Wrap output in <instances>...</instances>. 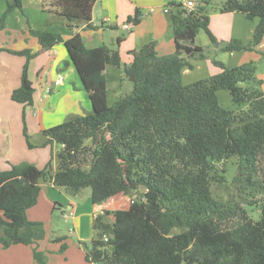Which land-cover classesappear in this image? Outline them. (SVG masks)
<instances>
[{"label":"trees","instance_id":"obj_1","mask_svg":"<svg viewBox=\"0 0 264 264\" xmlns=\"http://www.w3.org/2000/svg\"><path fill=\"white\" fill-rule=\"evenodd\" d=\"M96 1L43 0L42 8L92 28ZM204 3L208 0H198L194 12L185 14L181 2H168L166 15L175 50L158 55L152 40L130 51L132 59L123 73L132 88L112 102L104 70L107 64L121 67L117 48L87 47L79 33L65 39L58 32L29 28L43 50L64 44L91 109L42 130L44 144L61 145L55 169L51 161L43 168L21 162L0 169L4 248L44 238L43 222L29 220L26 210L36 204L40 182L46 180L73 193L90 187L93 203L135 194L126 209L113 211L111 223L100 214L95 216L93 227L100 233L85 248L89 262L264 264V92L256 65L248 61L229 67L212 59L219 72L189 84L181 82L188 58L202 55V47L194 44L200 30L222 51L254 49L264 37V0H225L219 7L220 12L236 11L258 19L248 44L238 39L219 42L209 30ZM14 9H21V0H6L0 30ZM130 19L139 22L138 8ZM1 51L25 57L20 85L10 97L31 105L34 87L27 70L37 52L0 47ZM219 88L230 93L233 108L219 104ZM231 158L236 167L228 180L227 168L219 164ZM216 185L230 186L235 195L223 199L214 193ZM246 206H256L258 219L248 214ZM103 235L108 239L103 240ZM65 248L62 243L60 251ZM32 255L36 264H46L44 251L34 247Z\"/></svg>","mask_w":264,"mask_h":264},{"label":"crops","instance_id":"obj_2","mask_svg":"<svg viewBox=\"0 0 264 264\" xmlns=\"http://www.w3.org/2000/svg\"><path fill=\"white\" fill-rule=\"evenodd\" d=\"M169 1L171 0L163 4V1L159 0H97L92 9V28L86 27L84 22H68L59 13L43 10V0H21L20 10L14 9L7 13L5 26L0 30V47L11 50L29 48L33 52H37V55L31 59L28 65L27 74L34 87V94L33 103L29 105L31 109H26L29 106L25 108L23 104L15 102L10 97L12 90L20 85L25 57L8 51L0 52V169H9L12 163L25 160L37 167H39L38 164H42L39 167L42 168L46 162V150H43L37 159H34L35 161L26 159L28 157L25 153L28 149L22 139L23 110L27 129L32 126L36 132H40L57 122L60 123L71 114H84L91 109L87 92L74 66L68 62L70 60L64 44L62 42L55 43L51 48L43 50L37 38L29 33V28L58 32L65 39L79 33L85 46L116 47L121 58L122 54L126 52V62L129 63L132 59L130 51L138 49L152 40L156 43L158 55L170 54L175 50L167 12L163 11ZM186 1L180 2L184 4ZM98 2L101 4L99 12L96 9ZM5 8L6 0H0V16ZM135 8L140 11V20L130 30H126L122 24L128 16L134 14ZM257 21L258 19H250L241 12L212 11L209 13L208 27L219 42L238 39L243 44H248ZM202 31L206 34L204 30ZM122 32H127L129 35L123 34L124 36L121 37ZM119 37L121 41L118 43ZM209 41L208 37L205 46H208ZM213 51L214 59L224 62L229 67L248 61L254 62L264 58V37L252 50L222 51L214 47ZM219 71L220 69H214L212 73L215 74ZM104 74L109 93L116 85L119 70L115 65L107 64ZM257 76L262 80L261 89L264 92V75L257 73ZM47 111L58 114L59 120L54 122V118L48 116ZM52 167L55 169L56 161H53ZM62 191V188L55 186L50 181H41L37 202L26 210V216L29 220L42 221L44 229L52 227L53 223L55 227L61 218L71 220L72 225L76 227L74 232L77 241L88 238L82 235V231L79 233L80 225L85 227L88 224L91 225L92 243L100 231L93 227L95 216L100 214L104 221L111 223L114 220L113 211L126 209L131 202L127 203L123 194H117L101 202H92L90 205L80 207L81 205L77 201L71 200ZM63 200L71 204L63 206L61 203ZM66 213L68 215L65 217ZM96 230H98V234L95 235ZM84 234L88 236L86 233ZM49 241L50 239L46 241L44 238L34 244L19 246L18 244L21 243H17L11 244L7 248L0 244V264H10L11 261L19 260L22 256L21 249L25 250L23 256L28 254L32 256L29 264H36L32 255L33 248L36 247L38 250L44 251L49 245ZM78 248L75 246V253L78 256H48V264L55 260L58 264H96L87 261L85 252ZM77 251H80V254Z\"/></svg>","mask_w":264,"mask_h":264},{"label":"rangeland","instance_id":"obj_3","mask_svg":"<svg viewBox=\"0 0 264 264\" xmlns=\"http://www.w3.org/2000/svg\"><path fill=\"white\" fill-rule=\"evenodd\" d=\"M159 1H163V4H165L168 0H159ZM175 1L180 2V1H185V0H175ZM196 1L198 2V0H196ZM223 1H225V0H208V3H204L206 11H208V15H209V13H212V11H219V7L221 6ZM96 9H97V12H99V9L101 10V4L99 2L97 4ZM123 34L125 36L129 35L127 32H122L120 34V36L123 37L124 36ZM207 40H208V37L202 30L196 35L195 40H194V44H197V45L202 47V55L197 53L194 56L188 58L189 66L186 67V70L184 69L185 71L183 70L182 75H181L182 84L185 85V84H189L193 81H196L198 79L207 78L211 74H213L212 71L214 69L219 70V67L214 65L211 61L215 57V53L213 51V48L216 47L219 49V47L216 46L215 44H212L210 41H209L210 43L208 44V46H205V43H206L205 41H207ZM114 48H116V47H114ZM111 49H113V48H111ZM125 55H126V52H124L122 54L121 67L116 66L119 70V77L116 80V85L114 86V88L109 91V98L108 99L110 102L114 101L119 96L126 94L132 88V82L127 77H125V75L123 73V66L128 63V62H126L127 59H126ZM254 63L256 65V77L259 79V77L257 76V73L264 75V58H262L261 60L254 61ZM216 95H217V99L219 101V104L221 106H223L225 108H233L234 107L232 100H231V95L226 89L219 88L216 92ZM65 102H66V100H65ZM27 106H29V105H26L25 108ZM29 108H30V106L27 107L26 109H29ZM47 114H48V116H51L52 118H54V122L58 121L60 118L59 115L56 114L55 112L47 111ZM24 119H25V113H24ZM22 124H23V115H22ZM25 128H26L27 135L24 134V124H23V128H22L23 137H22V139L24 141L26 149H28V151H26V153H25L26 156L28 157L26 159L35 161L34 159H37L38 155L43 150H46V152H47V157L45 158L46 162L42 166V168L47 164L48 161H51V165H52L53 161H56V153L60 150L61 145L55 141L54 142H48V143L44 144L45 136L42 133L43 129L40 132H38V131L36 132L32 126L29 129H27L26 120H25ZM23 162H27V161L25 160ZM19 163H21V162H19ZM29 163H31V162H29ZM42 163H44V162H42ZM12 164H18V163H12ZM41 165L42 164H38L39 167H41ZM221 167L227 168L226 175H227L228 180H230L235 173V167H236L235 158L228 159L223 164H219V168H221ZM52 170H53V167H52ZM214 187H215L214 193L219 194L223 199H229V198H231V196L233 194L235 195L234 190L228 185L227 186L226 185H216ZM59 188H62V187H59ZM62 190H63L62 192H64L71 200L77 201L78 204L81 205L80 207H82L83 205H84L83 207H85V206H87V204L88 205L92 204V201L90 200L91 198H89L91 195V188L90 187L80 188L77 193L69 192V191L65 190L64 188H62ZM140 191H143V189L140 188ZM131 197H134V196L133 195L132 196L124 195L123 198L128 203L131 201ZM61 203L63 204V206L71 204L70 202H66L65 200H63ZM57 206H59V204H57ZM246 208H247L248 214L253 219H258L259 211L256 208V206H246ZM104 216L106 217L105 214H104ZM54 225L55 224L53 223L52 227H48V228L44 229L45 230V235H44L45 240L48 241L50 239L49 245L47 246V248L44 249V252L46 253V256H47L46 264L49 263V257L48 256H78L75 253V246L77 248L79 247L80 249L79 248L78 249L79 250L82 249L84 252H85L86 247H90L91 237H92L91 225L88 224L86 227L80 225V228H78L79 233H81V231H82L83 232L82 235L84 237H88V238H85L84 240H79V241H77L76 235L74 232L76 230V227H74L72 225L71 220H64L63 218H61L57 221V224L55 227H54ZM84 233H86L88 236H85ZM99 233H100V231H99ZM96 234H98V230H96L95 235ZM59 237L61 238L60 241H54L53 240V239L59 238ZM51 242H53V243H51ZM56 243H58V244H56ZM62 243H65L66 248L63 251H60V246ZM18 245L19 246H21V245L26 246L24 244H18ZM24 252H25V250L21 249L22 256H20L19 260L11 261L10 264H13V263L29 264V263H31L32 256H29V254L27 256H23ZM77 252L80 254V251H77ZM51 264H58V262H57V260H55ZM96 264H99V263H96Z\"/></svg>","mask_w":264,"mask_h":264},{"label":"built area","instance_id":"obj_4","mask_svg":"<svg viewBox=\"0 0 264 264\" xmlns=\"http://www.w3.org/2000/svg\"><path fill=\"white\" fill-rule=\"evenodd\" d=\"M198 2L196 0H187L184 4H183V9H184V13L185 14H188V13H191L192 11L194 12V10L196 9V6H197ZM163 11L164 12H168V7H164L163 8ZM135 25V22L130 19V20H127L125 21L123 24H122V27L126 30H130L133 26ZM68 215V213L64 214V216L66 217ZM102 239L103 240H107L108 237L107 235H103L102 236Z\"/></svg>","mask_w":264,"mask_h":264},{"label":"water","instance_id":"obj_5","mask_svg":"<svg viewBox=\"0 0 264 264\" xmlns=\"http://www.w3.org/2000/svg\"><path fill=\"white\" fill-rule=\"evenodd\" d=\"M134 197H135V194H134Z\"/></svg>","mask_w":264,"mask_h":264}]
</instances>
